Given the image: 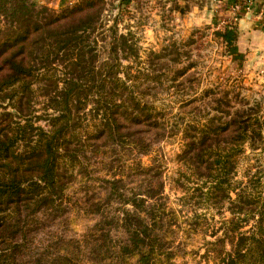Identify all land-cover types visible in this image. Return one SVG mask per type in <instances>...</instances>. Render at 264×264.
<instances>
[{
  "label": "trees",
  "instance_id": "obj_1",
  "mask_svg": "<svg viewBox=\"0 0 264 264\" xmlns=\"http://www.w3.org/2000/svg\"><path fill=\"white\" fill-rule=\"evenodd\" d=\"M102 3L80 0L56 13L25 0H0L11 25L0 30V264H171L169 237L181 211L168 202L158 154L152 164H136L124 176L111 165L104 169L107 178L94 166L96 158L104 165L111 157L109 148L124 161L136 160L135 155L151 154L155 143L178 133L169 132L165 116L141 90L142 83L159 79L121 70V59L137 55L134 42L114 28L108 41L103 34L91 37L102 23L88 14L98 15ZM216 33L231 54L238 52L234 24ZM103 52L109 57L101 58ZM58 65L62 76H56ZM182 73L176 70L175 77ZM36 91L46 100V112L34 118ZM213 99V113L204 122L180 129L171 188L184 193L186 204L217 209L226 204L230 213L221 233L206 242L204 264H264L261 183L252 177L243 185L233 180L244 145L261 141L262 123L251 110L231 112L226 95ZM88 104L95 119L91 131L83 120ZM40 119L47 128L33 124ZM77 175L84 179L83 208L95 218L79 235H69L57 226L69 220L54 219L68 212L64 192ZM200 216L195 213V220Z\"/></svg>",
  "mask_w": 264,
  "mask_h": 264
},
{
  "label": "rangeland",
  "instance_id": "obj_2",
  "mask_svg": "<svg viewBox=\"0 0 264 264\" xmlns=\"http://www.w3.org/2000/svg\"><path fill=\"white\" fill-rule=\"evenodd\" d=\"M25 1L27 4L34 3L37 10L46 6L57 13L66 5L80 0ZM242 1V9L234 13L230 8L235 0L229 3L218 0H103L99 4L98 15L91 11L88 14L94 15L102 23L92 33V38L94 36L100 39L103 34L108 41L110 29L114 28L117 34H124L134 42L137 55L129 54V58L121 59V70L140 78L147 73L159 79L153 83H142L141 90L146 89L149 94L146 100L163 113L171 127L169 132L178 129L177 134L167 135L155 143L154 152L135 155L134 161H124L125 157L111 155V148V157L104 160L106 165H99V158L94 160L99 175L104 176L107 172L105 167L110 168L113 165L112 170L123 172L124 176L128 172H134L136 164H152V157L158 154L164 168V192L168 202L181 211V220H177L169 237L173 241V245H170V249L173 248V255L170 251L171 264H204L206 242L214 240L221 233L223 219L230 216L226 204L221 209L212 205L194 206L192 201L186 204L183 200L184 193L171 188L170 183L178 171L175 156L181 150L180 129L189 122H204L213 113L214 96H228L233 105L231 112L251 110L262 123L261 141H255L258 144L255 147H251L249 143L244 145V153L239 158L233 180L242 181L241 185L251 177L259 180L261 194H264V22L261 24L262 28L259 27L260 32L247 34L240 30L239 18L249 13L252 8L250 2ZM220 19L238 28L236 54L230 53L229 45L216 33L225 27V24L219 23ZM9 25L8 13L0 10V30L8 28ZM101 44L98 40L100 50ZM107 57V52L101 54V58ZM176 70H183V73L175 77ZM60 75L62 76V65L57 66L56 76ZM119 76L123 77V72ZM61 85L59 82V86ZM37 86L38 83L33 85L34 88ZM34 95L31 108L35 118L46 112V100L38 91ZM91 105L88 104L83 112L84 125L89 131L95 121L94 112L90 110ZM47 110L51 112L50 109ZM33 124L47 128L42 119L34 120ZM105 176L110 177L109 174ZM76 179L64 192L62 205L68 206V212L64 215L61 211L54 219L69 220L57 225L69 235H79L94 223L95 218L88 216L83 208L85 199L81 186L84 179L79 175ZM91 183L95 190L100 189L97 188L98 183ZM229 196L234 198L235 191H231ZM195 213L201 214L199 220H195ZM187 217L188 220H183ZM252 224V220L248 221L242 230H248ZM194 226H197L195 231L187 233L184 229L190 230Z\"/></svg>",
  "mask_w": 264,
  "mask_h": 264
},
{
  "label": "crops",
  "instance_id": "obj_3",
  "mask_svg": "<svg viewBox=\"0 0 264 264\" xmlns=\"http://www.w3.org/2000/svg\"><path fill=\"white\" fill-rule=\"evenodd\" d=\"M219 2L226 1L227 3L232 0H218ZM250 2V6H252L251 11L249 13L243 14L239 18L240 22V30L244 33H255L260 32L259 27L264 22V0H247ZM252 4V5H251Z\"/></svg>",
  "mask_w": 264,
  "mask_h": 264
},
{
  "label": "built area",
  "instance_id": "obj_4",
  "mask_svg": "<svg viewBox=\"0 0 264 264\" xmlns=\"http://www.w3.org/2000/svg\"><path fill=\"white\" fill-rule=\"evenodd\" d=\"M242 2H243L242 0H235L234 4L232 5V8H230V11L231 12L234 11V13L238 12L240 9H242L241 8ZM219 23H221V24H228V22H225L224 19H222V20L220 19Z\"/></svg>",
  "mask_w": 264,
  "mask_h": 264
}]
</instances>
